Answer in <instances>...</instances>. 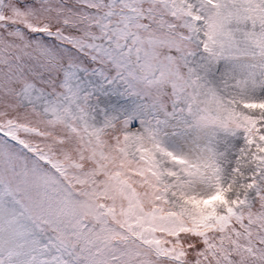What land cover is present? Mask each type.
Listing matches in <instances>:
<instances>
[{
  "label": "snow or ice",
  "instance_id": "snow-or-ice-1",
  "mask_svg": "<svg viewBox=\"0 0 264 264\" xmlns=\"http://www.w3.org/2000/svg\"><path fill=\"white\" fill-rule=\"evenodd\" d=\"M0 264H264V0H0Z\"/></svg>",
  "mask_w": 264,
  "mask_h": 264
}]
</instances>
